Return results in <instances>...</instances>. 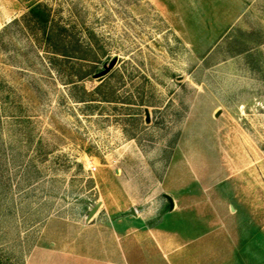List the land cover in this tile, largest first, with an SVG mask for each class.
Here are the masks:
<instances>
[{
  "label": "rangeland",
  "instance_id": "374dc122",
  "mask_svg": "<svg viewBox=\"0 0 264 264\" xmlns=\"http://www.w3.org/2000/svg\"><path fill=\"white\" fill-rule=\"evenodd\" d=\"M180 193L264 222V0H0V264Z\"/></svg>",
  "mask_w": 264,
  "mask_h": 264
},
{
  "label": "crops",
  "instance_id": "0c3cea01",
  "mask_svg": "<svg viewBox=\"0 0 264 264\" xmlns=\"http://www.w3.org/2000/svg\"><path fill=\"white\" fill-rule=\"evenodd\" d=\"M172 205L103 206L62 229L32 264H264V222L244 201L198 206L191 193Z\"/></svg>",
  "mask_w": 264,
  "mask_h": 264
},
{
  "label": "water",
  "instance_id": "95a60500",
  "mask_svg": "<svg viewBox=\"0 0 264 264\" xmlns=\"http://www.w3.org/2000/svg\"><path fill=\"white\" fill-rule=\"evenodd\" d=\"M172 204V201H171ZM100 206V201H97L96 203H94L91 207H90V212L88 214V218L92 217L94 215V213L97 211V209Z\"/></svg>",
  "mask_w": 264,
  "mask_h": 264
},
{
  "label": "trees",
  "instance_id": "16d2710c",
  "mask_svg": "<svg viewBox=\"0 0 264 264\" xmlns=\"http://www.w3.org/2000/svg\"><path fill=\"white\" fill-rule=\"evenodd\" d=\"M39 6H40V4H39V5H35V6H33V7L31 8L32 12L37 13V12H38V8H40Z\"/></svg>",
  "mask_w": 264,
  "mask_h": 264
}]
</instances>
